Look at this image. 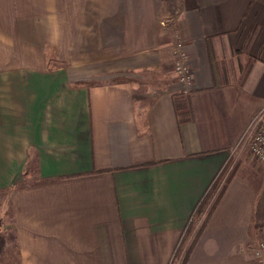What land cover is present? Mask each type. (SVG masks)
I'll return each mask as SVG.
<instances>
[{
    "label": "crops",
    "instance_id": "0c3cea01",
    "mask_svg": "<svg viewBox=\"0 0 264 264\" xmlns=\"http://www.w3.org/2000/svg\"><path fill=\"white\" fill-rule=\"evenodd\" d=\"M263 103L264 0H0L2 235L19 264H255L264 174L237 156L206 198Z\"/></svg>",
    "mask_w": 264,
    "mask_h": 264
},
{
    "label": "built area",
    "instance_id": "2783aa9c",
    "mask_svg": "<svg viewBox=\"0 0 264 264\" xmlns=\"http://www.w3.org/2000/svg\"><path fill=\"white\" fill-rule=\"evenodd\" d=\"M182 43L177 41L174 45V72L180 81L191 82V73L185 63V50ZM244 142L249 141V150L257 162L264 165V103L251 120L249 130L245 133ZM256 259L255 264H264V239L259 240L252 250Z\"/></svg>",
    "mask_w": 264,
    "mask_h": 264
},
{
    "label": "rangeland",
    "instance_id": "374dc122",
    "mask_svg": "<svg viewBox=\"0 0 264 264\" xmlns=\"http://www.w3.org/2000/svg\"><path fill=\"white\" fill-rule=\"evenodd\" d=\"M248 146H249V141L248 140H246V143L244 142L243 145H238L236 147V149L234 150L236 155L234 154L235 156L233 155L232 158L230 160H228V162L226 163V165L223 168V170L221 171V173L218 174L219 176L217 177V180H216L215 184L211 187L212 191L209 190L208 196L206 198V200L209 201V209L211 208V206L214 203V200L216 199L215 194L211 197V195L213 193V189H214L213 187L218 185L217 184V183H219L218 181H220V179L222 178L223 175H225V173L229 174V172H231V171L233 172V170L235 168L234 161H231L232 159H234V158L237 159L238 158L240 161H242L243 159L249 160V163H251L253 165V167H251V168L255 169L257 171V173H259V174H264V165L260 164L259 162H257L255 160V158L250 153V150H249ZM237 156H239V157H237ZM240 166H241L240 168L243 169L242 165H240ZM228 170H229V172H227ZM247 173H249L253 177H256V175L251 173L250 170ZM256 179L260 180L257 177H256ZM206 200H204V205L207 202ZM200 210H201V207L199 206L197 208V210H195V212L192 214L191 219L189 221V226L187 227V228H189V230L191 229L193 231L192 227L193 226L195 227V225L197 226V224L200 222L199 215H198ZM191 236H193V234ZM5 239H6V243H5V246L3 247L2 253L0 255V264H19V262L17 261V259H18L17 257L18 256H17V249L15 248L16 245L13 242L14 240H12L10 238L11 241H9V243H8L7 242L8 238L5 237ZM179 251H177V252L179 253ZM175 253H176V251H175ZM178 253H176V256H177Z\"/></svg>",
    "mask_w": 264,
    "mask_h": 264
},
{
    "label": "trees",
    "instance_id": "16d2710c",
    "mask_svg": "<svg viewBox=\"0 0 264 264\" xmlns=\"http://www.w3.org/2000/svg\"><path fill=\"white\" fill-rule=\"evenodd\" d=\"M1 230H0V255L2 253L3 247L5 246L6 239L3 235H1Z\"/></svg>",
    "mask_w": 264,
    "mask_h": 264
}]
</instances>
